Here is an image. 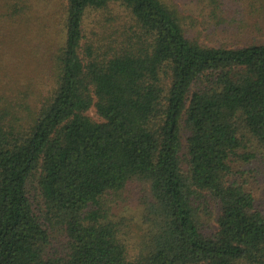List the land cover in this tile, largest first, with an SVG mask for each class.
Here are the masks:
<instances>
[{
	"label": "trees",
	"instance_id": "obj_1",
	"mask_svg": "<svg viewBox=\"0 0 264 264\" xmlns=\"http://www.w3.org/2000/svg\"><path fill=\"white\" fill-rule=\"evenodd\" d=\"M50 1L0 0V51L26 44L35 65L0 52V264H264V207L234 166L264 147V44L201 43L183 0L42 18ZM263 1L195 3L222 27ZM135 192L131 244L115 212Z\"/></svg>",
	"mask_w": 264,
	"mask_h": 264
},
{
	"label": "rangeland",
	"instance_id": "obj_2",
	"mask_svg": "<svg viewBox=\"0 0 264 264\" xmlns=\"http://www.w3.org/2000/svg\"><path fill=\"white\" fill-rule=\"evenodd\" d=\"M63 1L64 0L50 1L51 6L49 8V15L47 16L46 13H41L46 14V16L41 15V17L51 19L52 15L61 11ZM184 2L188 7L187 14L193 16L194 19L199 22V25L191 32V34L197 36L201 43L212 47L226 46L228 48L247 46L253 43L264 44V5L262 9L258 8L260 9L259 13H255L247 7H239L236 9L238 12L230 10L231 12L228 14V22L224 24L225 26L221 27V25H215L216 22L211 17L207 7L202 4L196 5L195 0H183L178 3L179 6L183 8V6H185ZM110 12L113 14L118 13L119 15H123V10H120L118 7L112 8ZM99 17V14H92L91 18L87 21L88 26L92 27L93 22L96 23V21L99 20ZM45 23L46 22L40 23L38 21L36 23V27L41 29L44 27ZM29 37L34 39L36 38V35H29ZM41 39L43 40L44 38L42 37ZM16 42L19 43V41ZM33 42L30 46L32 44H34L32 45L34 47L41 45L36 44V46L35 42ZM2 46L5 48L0 51L2 52L1 55H5L2 61H6L8 57H11L6 54V51H10L12 55L14 52L13 59H18L20 62L23 61V63H25V69L30 75L31 69L35 65L34 61L29 59V57H32V54L34 53L29 50L28 46L25 44L21 48H19V46L12 47V43L10 47L7 46V44L6 46ZM39 51L42 50H36V52ZM33 74L35 73L33 72ZM31 82H33V80ZM88 115L93 116V113L89 112ZM248 152L255 154V158L252 159L251 163L235 164V171L237 174L240 172L237 176L238 180H242L241 182L246 181V187L253 191L259 205L261 204V206L264 207V147L255 144L248 148ZM140 198V195L136 192L134 196L125 193L115 212L116 214H119L118 219L124 218L127 220L126 223L129 226L128 231L131 235L130 238L133 239L130 241L131 244H136L143 235V221L139 216L141 210L140 207H138V205L142 203ZM202 218L206 225L210 226L211 229H215L214 221L216 219V215L213 209H210L209 212H204Z\"/></svg>",
	"mask_w": 264,
	"mask_h": 264
}]
</instances>
